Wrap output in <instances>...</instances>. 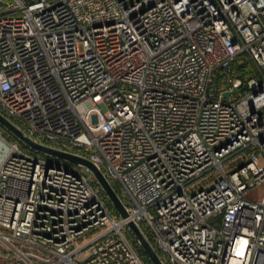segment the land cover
Wrapping results in <instances>:
<instances>
[{"label":"built area","instance_id":"built-area-1","mask_svg":"<svg viewBox=\"0 0 264 264\" xmlns=\"http://www.w3.org/2000/svg\"><path fill=\"white\" fill-rule=\"evenodd\" d=\"M0 115L126 210L0 137L6 264H264V0H0Z\"/></svg>","mask_w":264,"mask_h":264},{"label":"water","instance_id":"water-1","mask_svg":"<svg viewBox=\"0 0 264 264\" xmlns=\"http://www.w3.org/2000/svg\"><path fill=\"white\" fill-rule=\"evenodd\" d=\"M233 92L235 93L236 89H234ZM229 95L230 93H225V96H229ZM0 122L4 124V126L8 127L10 130H12V132L30 148L43 152L47 155L57 156V157H60L66 160H70L72 162L80 163L90 168L94 172L96 177L98 178L104 191L107 193L108 197L111 199L116 209L121 213V215L126 216L125 207L123 203L121 202L117 192L113 189L110 183L106 180L102 172L92 162L80 156H77V155H74L68 152H64L61 150H57L50 146L36 142L35 140L27 136L24 132H22L20 129L15 127L8 120H6L2 115H0ZM130 226L133 229L134 233L136 234L137 238L139 239L147 255L153 262V264H163L157 252L154 250V248L152 247L150 242L147 240V238L144 236V234L141 232V230L134 223H131Z\"/></svg>","mask_w":264,"mask_h":264},{"label":"rangeland","instance_id":"rangeland-1","mask_svg":"<svg viewBox=\"0 0 264 264\" xmlns=\"http://www.w3.org/2000/svg\"><path fill=\"white\" fill-rule=\"evenodd\" d=\"M249 68L251 69L252 73H254V69L252 68V66L249 65ZM239 76L244 80V82L247 81V75L245 72H240ZM6 120H8L10 123H12L15 127H17L18 129H20L22 132H27L28 135H34L30 129H28L23 123L18 122L12 118H8L3 116ZM0 137L3 138L5 140V144H19L20 146H23L24 148L27 147L29 148L21 139H19L13 132L12 130H10L8 127L4 126V124H2L0 122ZM4 144V145H5ZM1 142H0V149L4 150V146ZM33 149V148H32ZM47 157L53 158L50 155H46ZM55 159H57L55 157ZM61 162L64 163H68L70 165L73 166H77V167H81V165H79L80 163H76V162H72L70 160H66L63 158L59 159ZM91 181L93 183L94 186L99 187L100 190H103L102 185L100 184L98 178L96 177L95 174H93L91 176ZM120 191V190H119ZM247 197L250 199H256V200H260L264 198V185L258 186L256 188H254L253 190H251L248 194ZM108 205L112 210H115L116 207L114 206L113 202L111 201L110 198H108ZM127 235L129 236V238L133 241L134 245L137 247V249L139 250L140 254H142V257L147 261L148 264H153V262L151 261V259L149 258V256L147 255L146 251L144 250L143 246L141 245L139 239L137 238L136 234L133 231H127ZM7 247L5 246V244L3 242L0 241V264H6V261H4L1 257L5 256L8 253V250L6 249Z\"/></svg>","mask_w":264,"mask_h":264},{"label":"trees","instance_id":"trees-1","mask_svg":"<svg viewBox=\"0 0 264 264\" xmlns=\"http://www.w3.org/2000/svg\"><path fill=\"white\" fill-rule=\"evenodd\" d=\"M115 191L119 194V189L118 187H114ZM142 255V254H141Z\"/></svg>","mask_w":264,"mask_h":264},{"label":"crops","instance_id":"crops-1","mask_svg":"<svg viewBox=\"0 0 264 264\" xmlns=\"http://www.w3.org/2000/svg\"><path fill=\"white\" fill-rule=\"evenodd\" d=\"M264 199V198H263ZM260 200H262V199H260Z\"/></svg>","mask_w":264,"mask_h":264}]
</instances>
